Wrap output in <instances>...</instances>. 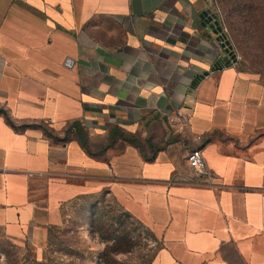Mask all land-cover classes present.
Instances as JSON below:
<instances>
[{"label": "crops", "instance_id": "obj_1", "mask_svg": "<svg viewBox=\"0 0 264 264\" xmlns=\"http://www.w3.org/2000/svg\"><path fill=\"white\" fill-rule=\"evenodd\" d=\"M214 6L0 0V233L42 255L84 187L159 238L148 264H264V80L212 69L223 47L200 13Z\"/></svg>", "mask_w": 264, "mask_h": 264}, {"label": "rangeland", "instance_id": "obj_2", "mask_svg": "<svg viewBox=\"0 0 264 264\" xmlns=\"http://www.w3.org/2000/svg\"><path fill=\"white\" fill-rule=\"evenodd\" d=\"M226 20L223 15L239 67L264 80V47L243 27L237 39ZM159 245L153 231L111 194L76 187L62 202L58 220L48 226L45 253L0 233V264H148Z\"/></svg>", "mask_w": 264, "mask_h": 264}, {"label": "trees", "instance_id": "obj_3", "mask_svg": "<svg viewBox=\"0 0 264 264\" xmlns=\"http://www.w3.org/2000/svg\"><path fill=\"white\" fill-rule=\"evenodd\" d=\"M222 16L225 15L228 28L240 39L241 27L244 32L251 35L257 41V45L264 47V0H218ZM8 120L14 125L13 120ZM71 127H76L81 143L89 150L90 146L87 133L80 121H74ZM122 136L140 144V139L136 136L126 135L117 130Z\"/></svg>", "mask_w": 264, "mask_h": 264}, {"label": "water", "instance_id": "obj_4", "mask_svg": "<svg viewBox=\"0 0 264 264\" xmlns=\"http://www.w3.org/2000/svg\"><path fill=\"white\" fill-rule=\"evenodd\" d=\"M200 17L203 19L202 24H208L213 29V32L216 34V39L221 42L223 47V52L217 58L212 69L215 70L224 65H232L237 62V54L234 50L233 44L225 32L222 21L216 10L212 7H208L202 10ZM208 73V71H205L203 74H200L198 78H201Z\"/></svg>", "mask_w": 264, "mask_h": 264}, {"label": "built area", "instance_id": "obj_5", "mask_svg": "<svg viewBox=\"0 0 264 264\" xmlns=\"http://www.w3.org/2000/svg\"><path fill=\"white\" fill-rule=\"evenodd\" d=\"M214 9L219 14V18L222 21V17H223L222 12L216 2H215ZM186 160L189 166L193 168V170L195 171L198 177L199 176L202 177V176L209 174L207 162H206V159H205V156L203 154L201 147L196 146V147L191 148L186 155Z\"/></svg>", "mask_w": 264, "mask_h": 264}]
</instances>
